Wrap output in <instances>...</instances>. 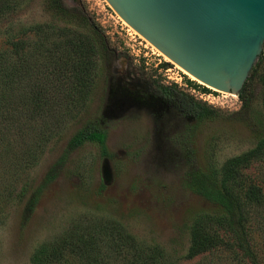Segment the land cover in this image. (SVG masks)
<instances>
[{
    "label": "trees",
    "instance_id": "trees-1",
    "mask_svg": "<svg viewBox=\"0 0 264 264\" xmlns=\"http://www.w3.org/2000/svg\"><path fill=\"white\" fill-rule=\"evenodd\" d=\"M35 1L0 0V40L8 34V21ZM70 1L76 7L67 6L66 0H45V8L66 23L76 20L84 31L36 23L21 26L11 43L0 46V219L12 198L21 208V222L27 223L64 166L65 158L54 163L42 182L31 188L29 172L38 165L44 145L59 125L57 117L46 119L41 114L52 104L45 94L55 85L47 77V87L42 86L38 78L41 67L51 72L53 63L71 61L84 105L100 63L117 56L100 26L78 5L79 0ZM66 72L63 69L59 74ZM140 89L121 79L110 80L99 114L69 138L66 155L87 142H97L102 155L108 156L107 122L118 119L119 112L137 108L147 110L153 119L156 156L161 161L159 147L166 140L159 133L172 125L171 104L187 117L213 119L220 115L173 87L158 84V93L144 84ZM238 96L241 109L231 119L248 127L253 146L219 166L206 164L186 170V188L208 207L193 218L185 255L171 258L162 246L140 241L118 221L84 217L37 246L30 264H264V179L245 175L246 170L264 164V51ZM63 116L67 121L72 118Z\"/></svg>",
    "mask_w": 264,
    "mask_h": 264
},
{
    "label": "rangeland",
    "instance_id": "rangeland-1",
    "mask_svg": "<svg viewBox=\"0 0 264 264\" xmlns=\"http://www.w3.org/2000/svg\"><path fill=\"white\" fill-rule=\"evenodd\" d=\"M66 3L76 7L70 0ZM78 5L100 26L117 56L100 63L93 91L84 105L79 100L80 88L73 79L71 61L53 63L51 72L41 67L38 78L42 86L47 77L55 83L45 94L52 104L41 114L46 119L57 117L59 125L44 145L38 165L29 172L31 188L42 182L54 163L65 158L64 166L45 189L27 223L21 222V208L10 198L8 210L0 219V264H30L37 246L84 217L118 221L140 241L160 245L171 258H180L187 252L194 216L208 207L186 188V170L206 164L219 166L253 146L248 127L231 119L241 106L237 110L212 106L219 116L198 119L182 115L171 104L172 125L159 133L166 140L159 147L161 161L156 156L153 119L147 110L137 108L119 112L118 119L107 122L108 156L102 155L97 142H87L66 155L69 138L99 114L112 79H121L139 91L140 84L148 85L154 93H158V84L173 87L202 104L206 103L198 92L213 91L182 75L127 31L105 6V0H79ZM36 23L84 31L76 20L66 23L52 17L45 0H36L8 21V34L0 46L11 43L21 26ZM63 69L67 72L59 74ZM33 81L28 79V85ZM68 114L72 118L67 121L63 115ZM245 175L264 179V164L246 170Z\"/></svg>",
    "mask_w": 264,
    "mask_h": 264
},
{
    "label": "water",
    "instance_id": "water-1",
    "mask_svg": "<svg viewBox=\"0 0 264 264\" xmlns=\"http://www.w3.org/2000/svg\"><path fill=\"white\" fill-rule=\"evenodd\" d=\"M133 36L182 75L239 95L264 51V0H105Z\"/></svg>",
    "mask_w": 264,
    "mask_h": 264
},
{
    "label": "built area",
    "instance_id": "built-area-1",
    "mask_svg": "<svg viewBox=\"0 0 264 264\" xmlns=\"http://www.w3.org/2000/svg\"><path fill=\"white\" fill-rule=\"evenodd\" d=\"M196 90L193 89V93H195ZM199 98L201 101L206 103L209 106L213 107H221V108H228L229 110H237L238 105L241 106V100L238 95H234L231 93H227L225 96L216 92H198Z\"/></svg>",
    "mask_w": 264,
    "mask_h": 264
}]
</instances>
